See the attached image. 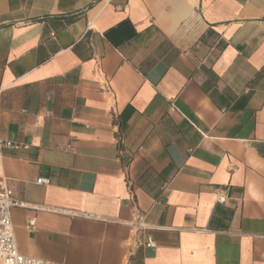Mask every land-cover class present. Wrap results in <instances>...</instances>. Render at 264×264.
Instances as JSON below:
<instances>
[{
  "label": "crops",
  "instance_id": "obj_1",
  "mask_svg": "<svg viewBox=\"0 0 264 264\" xmlns=\"http://www.w3.org/2000/svg\"><path fill=\"white\" fill-rule=\"evenodd\" d=\"M0 137L23 255L264 264V0H0Z\"/></svg>",
  "mask_w": 264,
  "mask_h": 264
},
{
  "label": "built area",
  "instance_id": "obj_2",
  "mask_svg": "<svg viewBox=\"0 0 264 264\" xmlns=\"http://www.w3.org/2000/svg\"><path fill=\"white\" fill-rule=\"evenodd\" d=\"M170 112H174L175 108L172 101L169 105ZM5 146L9 148H27L26 145H21L20 143L3 140L0 137V147ZM39 184H45L47 182L46 178L40 177L36 179ZM216 200L218 202H224L225 197L223 194L218 193ZM14 207H27L23 202L17 201L11 193L10 187L4 178L0 179V264H44V261L38 257L31 255H23L19 253L16 245L14 229L11 221V211ZM35 226V219L31 218L27 221L28 229H33ZM132 226L136 230L148 229L149 226L144 223L142 215H137L132 222ZM135 239V242H138ZM139 243V242H138ZM146 246H153L154 242L150 236H146L145 241Z\"/></svg>",
  "mask_w": 264,
  "mask_h": 264
}]
</instances>
